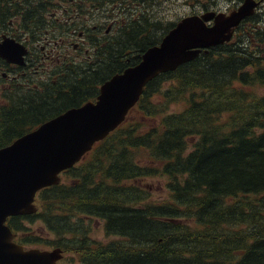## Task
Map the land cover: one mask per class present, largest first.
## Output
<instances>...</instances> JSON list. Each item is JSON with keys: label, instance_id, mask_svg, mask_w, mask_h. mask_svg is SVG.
I'll return each instance as SVG.
<instances>
[{"label": "trees", "instance_id": "obj_1", "mask_svg": "<svg viewBox=\"0 0 264 264\" xmlns=\"http://www.w3.org/2000/svg\"><path fill=\"white\" fill-rule=\"evenodd\" d=\"M159 25L141 16L117 42L95 44L92 62L70 68V80L58 76L6 96L0 147L92 99L105 79L135 63L132 55L157 43ZM258 35L208 47L146 82L123 122L57 184L36 192L35 213L9 217L8 224L26 235L22 221L39 220L52 238L47 244L76 253L81 264H264V38ZM155 176L165 177L168 196L161 200L130 183ZM96 220L117 239L93 241Z\"/></svg>", "mask_w": 264, "mask_h": 264}, {"label": "water", "instance_id": "obj_2", "mask_svg": "<svg viewBox=\"0 0 264 264\" xmlns=\"http://www.w3.org/2000/svg\"><path fill=\"white\" fill-rule=\"evenodd\" d=\"M243 6L225 14L205 11L181 17L160 38L133 58L137 63L111 75L88 100L48 118L0 147V264H56L59 248H24L12 240L7 217L30 215L38 190L55 185L94 143L113 131L137 102L146 82L195 58L201 50L228 41L233 28L252 12ZM211 21V25L206 24ZM24 47L12 39L0 43V58L22 63Z\"/></svg>", "mask_w": 264, "mask_h": 264}, {"label": "flooded vegetation", "instance_id": "obj_3", "mask_svg": "<svg viewBox=\"0 0 264 264\" xmlns=\"http://www.w3.org/2000/svg\"><path fill=\"white\" fill-rule=\"evenodd\" d=\"M219 1L230 6L227 11H222L225 14L245 2L250 4L246 6H254L252 12L233 28L231 39L238 36L246 40L257 34L264 38V31L259 26L260 23L264 25V0H207L200 6H218ZM158 5L160 0H0V43L9 38L25 49L22 63L0 58V105L6 103V96L15 95L22 89L35 88L37 83L54 82L53 68L57 64L60 63L63 70L76 66L73 59L76 56H68V47L78 50L81 56L88 54L90 45L94 53L95 44L117 42L121 33L136 19L155 16ZM203 11L219 12L217 9ZM211 23L212 20L207 21L208 25ZM132 56V62H136L138 58ZM63 70L58 76L63 75ZM6 224L14 234L12 239L16 240L19 233L8 222Z\"/></svg>", "mask_w": 264, "mask_h": 264}, {"label": "rangeland", "instance_id": "obj_4", "mask_svg": "<svg viewBox=\"0 0 264 264\" xmlns=\"http://www.w3.org/2000/svg\"><path fill=\"white\" fill-rule=\"evenodd\" d=\"M207 0H197V3H194V0H160V6L158 5V9L154 11L155 16L152 18L157 19L160 22V27L163 29H156L152 37L154 40L159 41L160 37L166 32L165 27L169 24H174L177 20H179L181 17L190 15V14H198L199 12L205 10V9H211V10H219V12L227 11L230 6H226L225 3L222 1H219L218 6H200L202 3L206 2ZM261 30L264 31V25L261 23L259 24ZM250 28L252 27L249 26ZM165 31V32H164ZM90 45L88 46V54H82L80 56V53L76 49L67 48L68 50V56H76L73 57L74 60H76V63L74 65L76 66H85L86 63H91L92 59L94 57L93 52L90 50ZM87 53V52H86ZM90 56V57H88ZM83 59V61H82ZM91 59V60H90ZM60 60V58H59ZM87 63V64H88ZM75 67V66H74ZM72 68V67H71ZM80 68V67H77ZM75 68L74 71H77L78 69ZM63 70V67L61 64H57L55 68H53L54 71V78L53 80H60L58 78V74ZM71 69H64L63 75L60 77H63L64 79L62 81H68L70 80L71 74L69 75V71ZM66 71V72H65ZM65 72V73H64ZM50 82V81H49ZM63 82V83H64ZM263 91V90H262ZM123 122V121H122ZM121 122V123H122ZM120 123V124H121ZM119 124V125H120ZM89 152V151H88ZM87 152V153H88ZM86 153V154H87ZM85 154V155H86ZM165 177L163 176H155V177H140L136 178L134 180H131L130 183L136 184L138 187L145 189L148 191V199L149 200H161L168 196L167 190L164 187ZM22 223L26 226V235L20 234L19 236H33L36 237V241L33 243H27L28 247H38L42 249H51V246L47 244L48 240L51 238L50 235L46 234V231L43 227V224L39 220H33L31 222L23 220ZM92 228L91 232H89L90 238H92L93 241H98L100 243H104L110 240L117 239L116 236L111 235H105L103 232V228L100 221H93L92 222ZM30 232V233H29ZM59 248V247H57ZM61 250V248H59ZM62 251V250H61ZM62 257L58 264H81L78 261V255L76 253H72L70 251H62Z\"/></svg>", "mask_w": 264, "mask_h": 264}]
</instances>
